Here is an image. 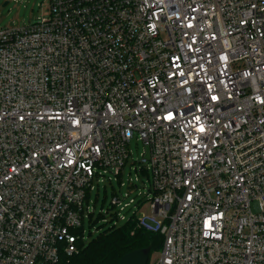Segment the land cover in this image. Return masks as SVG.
Returning a JSON list of instances; mask_svg holds the SVG:
<instances>
[{
  "label": "built area",
  "instance_id": "1",
  "mask_svg": "<svg viewBox=\"0 0 264 264\" xmlns=\"http://www.w3.org/2000/svg\"><path fill=\"white\" fill-rule=\"evenodd\" d=\"M47 7L0 29V264L79 253L110 175L112 228L164 238L152 264H264V0Z\"/></svg>",
  "mask_w": 264,
  "mask_h": 264
},
{
  "label": "rangeland",
  "instance_id": "2",
  "mask_svg": "<svg viewBox=\"0 0 264 264\" xmlns=\"http://www.w3.org/2000/svg\"><path fill=\"white\" fill-rule=\"evenodd\" d=\"M7 2L8 5L3 7ZM47 5L48 0H0V29L18 28L26 26L29 23L38 22V20L47 16ZM128 150L131 157L125 170V184H127L129 180L130 165L141 159V154L144 153L145 146L142 141L134 139ZM135 174L136 173L132 174L133 179L135 178ZM109 177H112L114 180L110 182L109 179L106 178L105 183L98 184L95 182V188L89 194L90 212L93 214L91 219L87 217L84 222V245H88L89 242L97 238L100 233L113 229L112 225L114 221H112V215H110V212L114 213L115 209H113L112 200L116 194L125 195L129 191L127 186H121V183L115 179L114 175H110ZM145 181L146 184L144 185L143 183ZM143 186L144 188H142ZM147 186V176L141 175V182L139 183L141 191H144ZM131 213L132 212H127V217L131 216ZM137 214L139 217L142 214L150 215V203L146 202L144 207L138 211ZM123 226H125V222H120L118 229ZM161 253L162 246L153 248L148 264L156 262L161 257Z\"/></svg>",
  "mask_w": 264,
  "mask_h": 264
},
{
  "label": "trees",
  "instance_id": "3",
  "mask_svg": "<svg viewBox=\"0 0 264 264\" xmlns=\"http://www.w3.org/2000/svg\"><path fill=\"white\" fill-rule=\"evenodd\" d=\"M164 238L160 234L147 232L136 224H125L122 228H113L82 245L81 251L65 260L64 264H119L126 254L138 249H150L163 246ZM149 255V258H150Z\"/></svg>",
  "mask_w": 264,
  "mask_h": 264
},
{
  "label": "water",
  "instance_id": "4",
  "mask_svg": "<svg viewBox=\"0 0 264 264\" xmlns=\"http://www.w3.org/2000/svg\"><path fill=\"white\" fill-rule=\"evenodd\" d=\"M7 5L8 2L5 3L3 7H6ZM149 255H150L149 248L138 249L123 256L119 264H148Z\"/></svg>",
  "mask_w": 264,
  "mask_h": 264
}]
</instances>
